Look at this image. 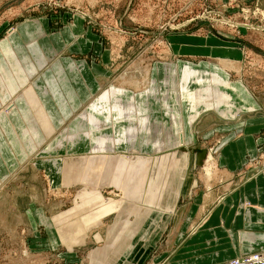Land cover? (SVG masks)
<instances>
[{
    "label": "crops",
    "instance_id": "0c3cea01",
    "mask_svg": "<svg viewBox=\"0 0 264 264\" xmlns=\"http://www.w3.org/2000/svg\"><path fill=\"white\" fill-rule=\"evenodd\" d=\"M49 28L48 19L30 18L19 22L0 39V50L8 52L9 56L7 65L4 62L0 64V200H5V213L0 219V264L10 261L5 260L8 254L16 256V247L20 249L22 242L27 244L28 253L34 252L31 235L35 236L38 227L45 232L44 236L49 237L51 244L57 243L54 233L52 236V225L48 219L50 216L45 208L38 206L36 199L32 197L23 202L14 198L13 191L24 187L21 179L15 178L23 169H27L32 170L35 176L43 173L53 186L60 187L63 158L68 156L65 135L73 132L76 136L87 137L90 134V142L96 140L97 136H94L91 128L88 129L90 133L84 131L88 125L82 121L87 118H97L99 125L104 124V129L96 128L98 134L113 137L104 149L111 150L115 140H118L115 145L118 152L100 154L99 157L92 155L91 158L97 157L99 163L106 154L118 153L125 161L139 154L150 152V155H156L175 150L177 147L173 146L156 152L154 143L164 141L168 136L171 141H177L181 133L188 142L187 145H196L199 139L204 141L213 133L220 136L215 152L219 182L206 185L197 182V179L195 181L197 158L194 152L198 145L180 155L182 167H179V172L182 177L186 174L183 185L170 187L172 183H169L166 190H177L176 197L170 202L166 201V204L162 199L160 206L152 209L150 215H155L152 223L147 216L145 225L141 226V235L145 237L149 230L158 228L159 221H163L166 216L167 243L163 242L161 250L142 264H219L233 257L264 251V100L249 90L243 80L231 79L233 71L237 76L240 72L238 64L242 52L239 45L234 48L241 53L232 56L230 46H209L212 45L208 41L210 38L202 40L192 36L172 35L169 41L171 40L175 51L174 59L155 61L150 66L140 65L138 79L135 76L125 78L127 81L131 79L141 83L145 76L144 82L141 86L131 88L109 83H118L121 81L120 77L112 78V72L106 65L102 67L95 62L97 58H101L103 63H107L109 56L103 51L101 40L85 27L82 18L74 16L71 22H67L66 18L65 23L57 30ZM37 29L43 31L41 35L35 33ZM32 34V40L26 42V38ZM185 39L191 43L184 44ZM36 45L41 53L35 48ZM35 49L40 55L39 59ZM182 51L199 55L200 59L183 58ZM27 57L34 62L28 63ZM37 65L39 69H43L39 75L44 80L37 82L39 90L37 87L36 89L43 103V110L46 109L49 115L47 122H51L55 129L50 134L43 130L44 135L37 128L30 130L28 124V129L25 130L28 122L22 116L10 115L7 118V113H17L24 106L19 103L20 99H28L27 93L20 88L25 84L27 73H30L28 71L33 70L34 73ZM207 86L211 90L229 94L230 103L238 107L241 116L223 117L214 110H204L190 124L188 116L192 113V107L203 109L202 104H196L192 95ZM44 87L47 88L46 91ZM105 92L114 95L111 96V103L109 102L110 108L115 104L114 99L118 98V106L124 108L123 114L126 116L120 117L116 111L107 108L105 101L98 100ZM5 95L13 96L7 99ZM226 104H221L219 109L228 108ZM28 105L26 107L30 109L31 103ZM108 111L111 115L106 113ZM208 114L216 121L214 129L205 131L200 120ZM208 118L211 117L207 116ZM80 124H86L87 127ZM10 126L15 128L13 131L19 136L22 145L13 140V147L12 139L15 137H7ZM81 126L83 130L79 129ZM133 129L137 130V139L129 137V132ZM178 141L183 142L182 137ZM15 147L21 150L23 156ZM94 149L95 146L91 148L92 151ZM131 149H136L139 153H122ZM25 156L31 157L25 159ZM33 156L42 159V163L36 164L38 160L35 161V158L30 160ZM257 158L263 169L254 170L248 177L245 166L248 161ZM25 162L36 164L37 167L24 166ZM12 173L15 174L8 179ZM200 186L203 188L202 194L191 198L193 189L198 187L199 190ZM176 198H187L189 202L178 207L175 205ZM103 199L100 197V200ZM114 201L112 199L107 203H100L96 213L92 216L85 214L76 226L70 228L67 224L61 232L62 237L85 238L91 227L101 223L102 216L108 211L118 212L126 203L125 200ZM97 203L94 201L93 205L96 206ZM127 204L129 207V203ZM130 205L145 207L140 202ZM47 224L51 226L48 228Z\"/></svg>",
    "mask_w": 264,
    "mask_h": 264
},
{
    "label": "rangeland",
    "instance_id": "374dc122",
    "mask_svg": "<svg viewBox=\"0 0 264 264\" xmlns=\"http://www.w3.org/2000/svg\"><path fill=\"white\" fill-rule=\"evenodd\" d=\"M74 16L82 18L85 27L101 40L103 51L107 52L109 61L103 63L101 58H97L95 62L102 67L106 65V68L112 72V78L120 77L121 81L118 83L109 82L115 86L134 88L133 83L127 81L125 77L135 76L138 79L140 65L150 66L155 61L174 59L175 51L169 37L182 35L202 40L210 38L208 41L212 45L209 46H230L229 52L232 56L242 52L238 64L239 76L233 71L230 74L231 79L243 80L249 90L257 93L264 100V0H0V39L26 19H48L49 29L54 31L65 23L66 18L67 22H71ZM42 32L37 29L35 33L41 35ZM34 34L25 41H31ZM189 42L191 43L189 40H184V44ZM4 44L11 47L9 43L4 42ZM237 44L241 52L234 48H237ZM35 48L40 52L37 45ZM182 52L183 58L200 59L199 55L192 52ZM7 54L8 52L0 50V64L3 62L8 64ZM39 57L40 55L38 59ZM30 58L28 63H33ZM38 67L37 65L34 73L33 70L28 71L30 73H27L25 84L20 88L27 93L28 99L19 100L21 106L25 107L23 106L17 113H7V118L10 115L22 116L24 121L28 122L25 124V130L28 129V124L30 130L37 128L42 134L43 130L50 134L55 132V129L51 122H47L49 115L46 109L43 110V103L36 89L37 82L44 80L39 75L43 69ZM1 69L3 70L2 66ZM44 75L47 80V74ZM144 77L139 83L140 86ZM44 88L46 91L47 88ZM5 96L8 99L13 95ZM111 96L114 95L106 92L99 96L98 100L103 99L107 108L116 111L120 117L126 116L123 114L124 108L118 106L120 99L115 98V104L110 108ZM225 97L230 99V95ZM29 103H31L30 109L26 107ZM231 103L229 100L228 104L232 106ZM233 107L237 108L236 105ZM106 113L111 115L109 111ZM207 116L211 118L207 119ZM96 119L88 118L82 121L88 125L87 129L91 128L94 136H97L94 142H90V134L87 137L76 136L73 132L65 135L68 156L63 158L64 165L61 169L63 177L60 187L53 186L43 173L35 176L32 170L23 169L16 176L15 179H21L24 187L13 191L14 198L23 202L26 198L32 197L36 199L38 206L42 205L45 208L47 215L50 216L48 219L52 225V229L50 228L52 236L54 233L57 243L51 244L49 237L47 235L45 237V232L38 227L35 236L31 235L35 251L28 253L27 244L22 242L21 252L16 247L17 255L8 254L5 260L10 261L4 264H142L156 254V251L161 250L163 242L167 243L166 216L163 221H159L160 226L149 230L145 237L141 235V226L145 225L147 216L152 223L155 219L154 214L150 215L152 209L158 206L162 199L166 204L176 197L177 190H166V188L169 183H172L170 187L183 185L186 174L184 173L182 177L179 172L182 167L180 155L187 153L189 147L195 145L178 146L175 150L156 155H150V152L139 154L125 161L118 153L106 154L107 156H104L99 163L97 157L91 158L92 155L99 157L100 154L107 153L104 149L108 145L107 139L113 137L97 133L96 128L104 129L105 126L99 125ZM215 121L214 117L208 114L200 120V123L205 131H209L214 129ZM86 124L80 125L86 128ZM13 129L15 130L10 126L7 137L17 138L12 139L13 147L15 143L22 145ZM200 136L201 132L199 138ZM129 137L133 138L132 130L129 132ZM219 138L218 134L213 133L204 141L201 139L197 141L198 148L194 152L197 158L195 181L197 179V182L206 185L219 182V169L215 159ZM94 146L95 149L92 151L91 148ZM16 150L22 155L19 148ZM22 150L24 153L25 150L23 148ZM27 157L25 156V159ZM34 158L33 156L30 160ZM34 160L39 161L36 164L43 161L37 157ZM36 164L25 162L24 166L37 167ZM259 168L263 169V165H259V158L248 161L245 166V169H248V177ZM206 170L210 172L208 176ZM15 173H12L8 179ZM237 180L236 178L235 181ZM193 190L191 198L203 192L202 186L199 190L198 187ZM100 197L104 199L100 200ZM112 199L115 200L114 202L125 200L126 203L118 212L108 211L102 216L101 223L91 227L85 238L62 237L61 232L67 224L70 228L76 226L82 216L85 214L92 216L97 212L100 203H107ZM94 201L98 202L96 206L93 205ZM139 202L145 204V207H140L142 204L138 207L130 205ZM186 202H189L187 198L179 200L176 198L175 205L179 207ZM3 206L5 200L1 199L0 219L5 213ZM50 224H47L48 228ZM50 244L53 246L51 247ZM46 249L48 251H45ZM16 259L18 261H15Z\"/></svg>",
    "mask_w": 264,
    "mask_h": 264
},
{
    "label": "bare ground",
    "instance_id": "6f19581e",
    "mask_svg": "<svg viewBox=\"0 0 264 264\" xmlns=\"http://www.w3.org/2000/svg\"><path fill=\"white\" fill-rule=\"evenodd\" d=\"M222 60V59H221ZM129 82L131 83H133L132 85L133 86H139V83L136 81H131V80H129ZM143 82H144V80H143ZM123 84H124V82H122ZM106 93V92H105ZM224 93H226V92H224V91H218V90H211V88L210 87H208L207 86V88H203L202 90H199V91H197V92H195L193 95H192V98H194V101L196 102V104H198V105H201L202 104V107H203V109H195L194 108V106L192 107V113L191 114H189V116H188V121H189V123L191 124V123H193V121L197 118V116L201 113V112H203L204 110H214V111H216L219 115H221V116H223V117H231V118H233V117H235V118H239V116H241L240 115V111L238 110V107L236 108V109H234L235 107H233V106H231V105H229L228 104V102H229V99L228 98H226L225 96H228L229 97V94L228 95H226V94H224ZM104 94V93H103ZM110 94V93H109ZM111 95V94H110ZM102 100V102L104 101L103 99H101ZM101 102V101H100ZM225 102H227V104L225 103ZM221 104H226V106L228 107V108H226L225 110L224 109H219V106L221 105ZM233 107V108H232ZM130 111V110H129ZM85 113V112H84ZM83 113V114H84ZM82 114V115H83ZM88 119V118H87ZM79 129H81V130H83L82 129V126L81 127H79ZM85 132H87V133H90V131L88 130V129H86V130H84ZM132 132H133V138L135 139V137H138V135H137V130L136 129H133L132 130ZM71 137H73V135H71ZM180 137H182V139H183V142H181L182 143V145H181V143H179V139H180ZM179 139L177 140V141H171L172 139L171 138H169V136L168 137H166L165 138V140L163 141V140H160V142L158 143V142H155L154 143V145H155V151L156 152H162L163 150H165V149H167V147H172V146H185V145H187L188 144V142L185 140V138H184V136H183V134H180L179 135ZM109 141H111V139L110 138H108L107 139V142H109ZM118 143V140H115V143H114V146L116 145ZM196 146V145H195ZM192 147H194V146H192ZM190 148V147H189ZM105 152H107V153H112V152H118V151H116L115 150V147H113L111 150H105ZM122 153H130V154H132V153H139V151H137L136 149L134 150V149H131V150H129V151H127V152H122ZM155 153V152H154ZM153 154V153H152ZM209 171L208 170H206V176H208L209 175ZM205 176V175H204Z\"/></svg>",
    "mask_w": 264,
    "mask_h": 264
},
{
    "label": "built area",
    "instance_id": "2783aa9c",
    "mask_svg": "<svg viewBox=\"0 0 264 264\" xmlns=\"http://www.w3.org/2000/svg\"><path fill=\"white\" fill-rule=\"evenodd\" d=\"M220 264H264V251L252 252L235 257Z\"/></svg>",
    "mask_w": 264,
    "mask_h": 264
},
{
    "label": "water",
    "instance_id": "95a60500",
    "mask_svg": "<svg viewBox=\"0 0 264 264\" xmlns=\"http://www.w3.org/2000/svg\"><path fill=\"white\" fill-rule=\"evenodd\" d=\"M172 147H173V146H172ZM176 147H178V145H177ZM167 148H170V147H167Z\"/></svg>",
    "mask_w": 264,
    "mask_h": 264
}]
</instances>
